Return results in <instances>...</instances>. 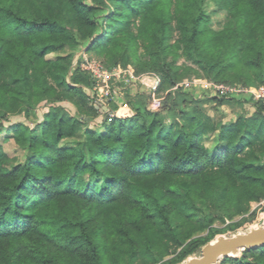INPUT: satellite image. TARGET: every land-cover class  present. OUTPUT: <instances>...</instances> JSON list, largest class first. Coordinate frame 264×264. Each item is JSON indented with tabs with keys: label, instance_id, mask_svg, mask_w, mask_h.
<instances>
[{
	"label": "trees",
	"instance_id": "1",
	"mask_svg": "<svg viewBox=\"0 0 264 264\" xmlns=\"http://www.w3.org/2000/svg\"><path fill=\"white\" fill-rule=\"evenodd\" d=\"M215 1L233 20L221 30L206 0L182 11L181 0H0V120L49 107L33 127L0 124L23 152L16 162L0 141V264H181L215 224L264 201V101L229 122L199 101L179 117L151 111L146 96L129 100L132 116H106L91 76L69 74L84 50L108 68L157 73L158 94L181 79L179 58L213 81L240 68L264 85V0ZM61 92L76 116L56 107ZM220 264H264V246Z\"/></svg>",
	"mask_w": 264,
	"mask_h": 264
},
{
	"label": "rangeland",
	"instance_id": "2",
	"mask_svg": "<svg viewBox=\"0 0 264 264\" xmlns=\"http://www.w3.org/2000/svg\"><path fill=\"white\" fill-rule=\"evenodd\" d=\"M215 0H206V11L211 17L210 26L214 30H221L226 25L230 26L233 24V20L230 19L231 15L223 9L219 8L216 5ZM178 5V4H177ZM176 5V6H177ZM186 5V0H181V5L177 6L179 11H182V7ZM175 6V8H176ZM174 8V9H175ZM179 32L174 24V40L178 39ZM84 51V50H83ZM80 53H78L70 66L69 74L71 71L76 68V65L80 62ZM177 66L182 68L181 70V79L179 82L171 89L166 90V85H163L164 89L162 88L160 91L159 97H163V107L168 106L176 113L177 117L184 111H188L192 109L194 106V102H200V108L203 109L208 115L213 117L216 120H220L222 122L225 121L226 118H230L232 115L233 119H237L239 116L251 117L256 113V108L254 104L256 101H264V98H257L260 96V89H264V85L258 84V82H253V75L251 76L252 79L249 77L251 72L247 70L235 68L233 70H229L228 72L222 74L217 80L214 79L210 80L207 79L202 70L199 69L198 66L192 64L191 62L186 61L184 58H179L176 62ZM120 66V65H119ZM132 66L135 70L134 65ZM189 67V68H187ZM136 73V71H135ZM138 78L144 79L145 77L155 76L159 78V75L154 72H146L138 74L136 73ZM213 79V78H212ZM6 81H9L10 78L8 76L5 77ZM146 80V79H145ZM160 80V78H159ZM138 80H132L130 83H126L124 81L114 82L112 81L109 85V89L111 92V99L112 98H119L120 104L126 110L121 114V117H128L134 115V109L131 107L130 102L127 98L120 97L117 94L118 90L123 87L127 88L126 96L125 97H138V96H146L147 108L151 97L148 93H146V87L144 85H136L134 82ZM148 81V80H146ZM149 82V81H148ZM147 83V82H146ZM214 84L217 86H223L226 88L231 89V92L222 93L217 90L214 86H209ZM122 85V86H121ZM211 87V88H210ZM92 89V88H91ZM116 92H115V91ZM90 91L87 90V93ZM115 92V94H114ZM90 93V92H89ZM149 96V97H148ZM130 98V99H131ZM218 100H229L223 104H218ZM233 99V100H232ZM68 95L64 92H61L59 97L55 99L56 107H60L65 113L70 114L72 116H76L78 111L74 107L72 103H70ZM231 100V101H230ZM92 104V101H91ZM93 105V104H92ZM112 106H116L115 109L110 107L111 114H119L117 102L112 99ZM48 104L45 102H41L40 104L32 107L31 110L33 113L36 114V118L32 117L29 121L26 118V115L23 112H17L15 114L8 115L4 120H0V124H3L5 127H9L11 124H19V123H26L30 126H34L32 123L36 121H41L44 113L47 112ZM108 112L105 113L107 116ZM232 119V120H233ZM88 120V119H87ZM103 120V116H100L96 119L93 125H99ZM31 121V122H30ZM167 122L169 123L170 120L168 119ZM0 141L3 143L4 150L8 154L9 158L16 160V162H21L23 160V152L16 146L12 139L3 140L2 136H0ZM212 146V144H210ZM85 179H88L89 176H85ZM264 218V201L260 203H252L251 208L248 213L236 217L232 221H227L226 223H217L214 225V228L220 231V233L216 236H234L239 233H245L250 231L253 228H256L259 224V220ZM209 234V230L205 231L204 233L199 234V237H206ZM200 252L194 254L193 256H199ZM242 255V254H241ZM240 255V256H241ZM176 255H171L166 259V261L172 260ZM192 257V256H191Z\"/></svg>",
	"mask_w": 264,
	"mask_h": 264
},
{
	"label": "built area",
	"instance_id": "3",
	"mask_svg": "<svg viewBox=\"0 0 264 264\" xmlns=\"http://www.w3.org/2000/svg\"><path fill=\"white\" fill-rule=\"evenodd\" d=\"M79 56L80 62L76 65V67L79 66L81 71L91 76L93 86L89 91L90 93L88 92V95L92 101V104L95 107L100 106V110L106 106V102L109 104L111 98L109 85L112 81H124L126 83H130L132 80H139L132 66H117L114 68H108L101 59L89 55L85 51L80 52ZM145 79L151 81V83H146L144 81L141 82L142 85L147 88L146 90L151 97L148 109L151 111H159L162 108L164 100L163 97L158 96L160 80L155 76L145 77L144 80ZM209 86H214L219 92L222 93H228L232 91L229 88L217 86L212 83ZM257 98H264V89H260V96ZM103 114L105 113H102V115Z\"/></svg>",
	"mask_w": 264,
	"mask_h": 264
},
{
	"label": "water",
	"instance_id": "4",
	"mask_svg": "<svg viewBox=\"0 0 264 264\" xmlns=\"http://www.w3.org/2000/svg\"><path fill=\"white\" fill-rule=\"evenodd\" d=\"M101 114L107 113L111 115L108 102L100 110V106H96ZM264 246V218L259 220L256 228L245 233H239L234 236H218L209 241L201 249L200 255L189 257L181 264H220L224 258L239 257L243 251L252 250Z\"/></svg>",
	"mask_w": 264,
	"mask_h": 264
},
{
	"label": "crops",
	"instance_id": "5",
	"mask_svg": "<svg viewBox=\"0 0 264 264\" xmlns=\"http://www.w3.org/2000/svg\"><path fill=\"white\" fill-rule=\"evenodd\" d=\"M142 81H144V82H148V81H146V80L140 78L137 82L135 81L134 83H135L136 85H139V86H140V85H142V83H141ZM119 83H120V82H119ZM121 83H122V82H121ZM121 83H120V84H121ZM148 83H151V81H149ZM121 86H122V85H121ZM87 90H89V89H87ZM126 90H127V88H123V87H121V88L117 91V92H118L117 94H115L116 91L114 90V91H115L114 94H115V95H118V96H120V97H123V98H127L128 100H131V99L135 100V99L137 98V97H132V98H131V97H129V98H128V97H125L126 94L128 93V92L126 93ZM127 91H128V90H127ZM146 93H148L147 90H146ZM130 98H131V99H130ZM112 99H114V101L117 102L118 106H120V109H118V113H119V114H118V115L115 114V116L121 117V114H122L123 112H125L126 109H125L124 107H122V105L120 104V101H121V100H120L119 98H112ZM112 99H111V102H109V106H112ZM118 100H120V101H118ZM109 109H110V107H109ZM100 113H101V112H100ZM232 119H233V118H232V115H231V117H230V118H229V117L226 118L225 121H228V122H229V121H233V120H235V119H233V120H232Z\"/></svg>",
	"mask_w": 264,
	"mask_h": 264
}]
</instances>
